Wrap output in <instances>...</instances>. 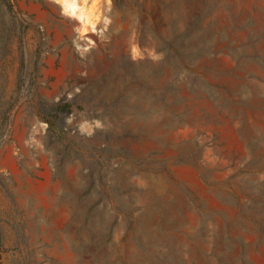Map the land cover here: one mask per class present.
<instances>
[{"label": "rangeland", "instance_id": "rangeland-1", "mask_svg": "<svg viewBox=\"0 0 264 264\" xmlns=\"http://www.w3.org/2000/svg\"><path fill=\"white\" fill-rule=\"evenodd\" d=\"M0 264H264V0H0Z\"/></svg>", "mask_w": 264, "mask_h": 264}, {"label": "bare ground", "instance_id": "bare-ground-1", "mask_svg": "<svg viewBox=\"0 0 264 264\" xmlns=\"http://www.w3.org/2000/svg\"><path fill=\"white\" fill-rule=\"evenodd\" d=\"M110 67H108L107 69H109ZM141 71V70H140ZM146 72H150L149 70H147V71H145L143 74H146L147 75V73ZM141 75V74H140ZM167 209V208H166ZM169 210V209H168ZM172 213V212H171ZM202 214V213H201Z\"/></svg>", "mask_w": 264, "mask_h": 264}]
</instances>
